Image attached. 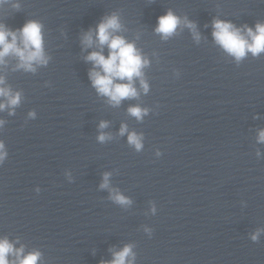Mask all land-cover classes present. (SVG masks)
<instances>
[{
  "label": "clouds",
  "instance_id": "clouds-1",
  "mask_svg": "<svg viewBox=\"0 0 264 264\" xmlns=\"http://www.w3.org/2000/svg\"><path fill=\"white\" fill-rule=\"evenodd\" d=\"M4 0H0L3 3ZM16 7H19L16 5ZM180 20L171 11L166 15L160 16L158 26L155 31L162 34V37L167 39L174 34ZM119 19L116 15L106 17L97 26V39L101 46L107 45L109 55L106 58L101 52H92L86 58L94 63V66L99 67L102 71H91L90 78L93 86L97 91L109 97L114 105L126 98H133L138 95L137 90L133 87V79L142 77L141 69L147 64V61L142 59L141 55L135 48L134 44L128 43L125 39L118 35H113L114 32L120 29ZM188 27H193L191 23ZM213 37L229 54L233 55L237 61L251 52L254 56L264 52V24H257L255 31L252 28H247V38L241 34L239 29H236L231 23L214 20L213 21ZM42 25L36 21H28L20 33V42L22 47L17 45V34L7 30L3 25H0V64L4 63V57L9 54H14L19 58L20 63L17 67L25 70L34 71L33 64H46L47 58L43 50ZM11 37V41H9ZM198 38V36H197ZM84 43L91 45V34L84 37ZM116 80L127 81V83H116ZM141 85L145 92L148 85L141 79ZM4 83L3 77H0V84ZM0 97H6V104L15 107L20 102V94H12L10 89L0 87ZM5 103H0V110L6 107ZM145 110L139 107L129 108V113L138 119L142 117ZM31 115V114H30ZM3 121H0V125ZM101 128L106 127L104 122L100 125ZM126 127H121V134H124ZM102 134L99 136L100 141L105 140ZM259 140L264 142V131L259 134ZM130 144L134 145L138 150L142 147L141 137L136 133H131L128 136ZM4 144L0 142V163L3 162L6 153L3 151ZM107 175L105 174V183L101 187H107ZM113 199L120 204H127L128 201L124 196L115 194ZM259 230L251 236L253 241H257ZM23 248L14 249L13 245L7 239L0 240V264H37L40 259L39 252H32L26 256H22ZM14 255L16 260L9 261L8 256ZM114 259L110 262H102V264H126V258L133 255L131 246H125L121 251L115 252ZM131 264V261H128Z\"/></svg>",
  "mask_w": 264,
  "mask_h": 264
}]
</instances>
